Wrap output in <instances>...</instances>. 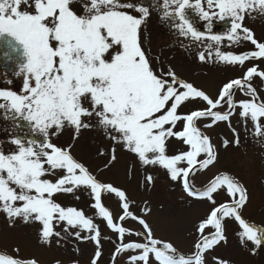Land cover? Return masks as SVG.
<instances>
[{
	"label": "snow or ice",
	"instance_id": "1",
	"mask_svg": "<svg viewBox=\"0 0 264 264\" xmlns=\"http://www.w3.org/2000/svg\"><path fill=\"white\" fill-rule=\"evenodd\" d=\"M154 9L162 12L161 20L180 36L205 45L207 57L204 52L198 54L202 62L212 58L213 49L217 62L233 66L264 59V42L257 41L243 25L246 13L258 10L264 15V0H162V4L158 0H0V44L7 49L3 56L15 65L11 75L22 79L19 90L0 87V119L10 124L4 143L13 146L5 150L0 144V211L10 222L17 218L39 222L44 242L60 235L54 222L66 224L65 231L89 230L90 239L97 244L92 264H98L101 256L99 228L82 210L57 203L54 196L58 193L90 189L93 207L121 241L114 256L138 250L129 256L131 264H152L153 258L158 264H206L205 253L226 242L225 218L239 223L242 243L264 244V228L241 216L248 195L236 178L221 173L202 189L190 183L196 170L207 169L217 159L211 138L197 127V121L208 120L206 128L224 121L231 126L230 117L239 108V116L253 122L256 135H264V100L251 83L255 76L264 79V71L256 65L247 68L242 77L223 83L215 98L180 79L171 68L157 73L140 42V30ZM190 11L206 22L207 31L196 25ZM214 21H230L228 30L213 33ZM225 40L229 47L248 41L255 50L221 51ZM7 84L13 81L8 79ZM237 89L250 98L235 100ZM188 102L205 106L181 112ZM225 105L226 110L221 111ZM91 127L101 129L113 145L135 154L141 164L165 169L172 181L182 183L189 197L215 205L196 227L199 238L192 254L185 256L171 242L156 238L149 224L130 211L125 191L98 181L73 157L71 145L62 148L52 142L65 128L74 131L75 140L81 129ZM170 138L181 141L187 150L169 155ZM234 142L239 144L238 137ZM227 144L225 140L224 146ZM115 150L111 149L112 161ZM146 180L153 182L151 174ZM221 189L231 199L217 205L214 193ZM103 192L119 198L121 223H115L103 206ZM127 218L142 225L143 242H124L131 232L123 226ZM209 227L214 230L206 234ZM75 235L81 238L80 232ZM0 264L37 262L0 253Z\"/></svg>",
	"mask_w": 264,
	"mask_h": 264
},
{
	"label": "rangeland",
	"instance_id": "2",
	"mask_svg": "<svg viewBox=\"0 0 264 264\" xmlns=\"http://www.w3.org/2000/svg\"><path fill=\"white\" fill-rule=\"evenodd\" d=\"M158 3L162 4V0H158ZM161 15L160 10H152L151 16L140 30L142 48L156 71L159 65L161 68L163 66L171 68L178 77L192 83L213 98L228 77L241 75L244 66L217 62L215 51L211 59L202 62L198 59V52L181 48L180 45L184 43L189 45V41L180 36L167 22L162 21ZM192 45L202 44L192 41ZM224 47L221 51H232L237 54L244 52L242 47ZM204 53L207 57L208 51ZM260 61L255 59L248 63L261 66L263 60ZM235 72L236 75H234ZM8 79H11L13 84L8 85ZM259 81V79H252L256 89ZM2 84L8 85L13 90H19L22 88V79L0 69V85ZM258 94L260 99L264 100V91L261 88H258ZM239 98L244 96L236 90L234 99ZM204 106L203 103L188 102L180 108V111L188 112ZM263 119L261 118L262 124H264ZM230 120L231 126L224 121L216 123L211 128L204 126L209 123L208 120L197 121V126L211 138L217 159L207 169L196 170L191 180L199 187L221 173H227L236 178L247 189L248 195L247 203L241 210L242 218L251 224L264 227V135L252 136L256 134L253 122L250 118L246 121L241 118L238 109ZM86 122L95 124V121ZM9 128L10 124L0 119V139L2 140L0 144H3L5 150L13 147L4 143L8 139ZM74 135L72 129L65 128L58 136L52 138V142L62 148H68L71 145L73 157L82 162L98 181L125 191L130 211L149 224L156 238L171 242L182 254L194 252V244L199 238L196 227L215 205L206 199H192L183 193L180 181H172L165 169L158 165L141 164L135 154L122 146L113 145L101 129L96 127L81 129L75 140ZM237 137L239 144L234 142ZM225 140L228 141L226 147ZM260 142L262 148L259 147ZM113 147L116 149L114 161L110 159ZM181 150H187V146H184L181 141L175 138L167 141L169 155ZM149 174L153 177L151 184L146 180ZM45 178L54 179L51 176ZM102 198L113 220L115 221L116 218L120 220L123 210L119 198L108 192H103ZM54 199L57 203H63L65 207L73 206L82 210L85 216L94 221V225L96 224L100 231L101 256L98 264H111V258L121 241L115 231L106 227L104 219L93 207L95 201L90 189L79 187L72 193H58ZM214 199L218 205L230 201L231 197L227 195L226 189H221L218 193H214ZM123 224L130 226L134 232L126 233L124 242H143V227L138 221L127 218ZM223 224L226 242H220L214 249L205 253L206 264H218L219 261H224L226 264H264V244L257 247L250 241L242 243L239 235L242 228L234 218H225ZM66 227L63 222H54V230L60 235L52 236L44 242L41 236L42 225L39 222L30 219L25 223L22 218L10 222L6 214L0 211V253L21 260H35L37 264H92L97 251L96 242L90 239L92 233L79 227L65 231ZM211 231L213 229L209 227L206 229V234ZM76 232H80L81 238L76 237ZM137 232L142 234L137 236ZM135 254H138V250L121 252L115 263L131 264L129 256ZM152 264H158V262L153 258Z\"/></svg>",
	"mask_w": 264,
	"mask_h": 264
},
{
	"label": "flooded vegetation",
	"instance_id": "3",
	"mask_svg": "<svg viewBox=\"0 0 264 264\" xmlns=\"http://www.w3.org/2000/svg\"><path fill=\"white\" fill-rule=\"evenodd\" d=\"M205 7H207L206 4H205ZM189 14L193 17L196 25L199 26L201 28V30L207 31V28L205 27L206 22L199 20L198 17H196L195 13H192L191 11H190ZM254 24H255V26H254ZM229 25H230V21L227 22V23L226 22H223V21H214L213 22V25H212V32L213 33H216V34H222V33L226 32L228 30V26ZM243 25L245 27L251 29V31L254 33L255 39H257V41L264 42V15H261L258 10L256 12H253L251 15H248L246 13L245 14V19L243 20ZM187 40L189 41L190 44L188 45V44H185L184 43V44L180 45L181 48H186L187 50L193 49L194 52H198V53L208 51L204 44H202L200 46H196V45H192L191 38H187ZM228 45H229V42L227 40H225L220 47L222 49L224 46L229 47ZM232 47H235V48L242 47V49L244 50V52L251 51V50H255V46L252 45L251 42L243 41V40H241L239 42V44H233L230 48H232ZM213 51H214V49H213ZM254 60L255 59H253V61ZM260 60H263V65L257 66L258 67V70L259 71H264V59H259L258 62ZM248 62H251V60L246 61L244 63V65H243L244 68L241 71V75L240 74H237L235 72L234 75L237 74V76H230L228 78L235 79L237 77H242L243 74H244V72L247 70V68L253 66L252 64H249ZM253 79H259L260 80L258 82L259 85H258L257 89L253 85V82L251 81L253 87L257 90V93H258V88H261L264 91V79H261L258 76L253 77ZM243 96H244V98H242V99H249L250 98V97L245 96L244 94H243ZM236 100H239V99H236ZM221 110H225V109H221ZM263 121H264V119H263ZM252 136H257V135L256 134H253ZM261 146L262 145H261V142H260L259 143V147H261ZM191 184L193 185L194 188H198V185H194L193 182H191ZM199 187H200V185H199ZM183 193L187 194L185 191ZM192 199H194V200H203V199H195V198H192Z\"/></svg>",
	"mask_w": 264,
	"mask_h": 264
},
{
	"label": "water",
	"instance_id": "4",
	"mask_svg": "<svg viewBox=\"0 0 264 264\" xmlns=\"http://www.w3.org/2000/svg\"><path fill=\"white\" fill-rule=\"evenodd\" d=\"M6 50L7 49L5 48V46L3 44H0V68L7 71V72H12L15 68V65L13 64L12 61L7 60L3 56V52ZM208 184H206L205 186H207ZM115 259H116V255L115 256L113 255L112 260H111L112 264H115Z\"/></svg>",
	"mask_w": 264,
	"mask_h": 264
},
{
	"label": "trees",
	"instance_id": "5",
	"mask_svg": "<svg viewBox=\"0 0 264 264\" xmlns=\"http://www.w3.org/2000/svg\"><path fill=\"white\" fill-rule=\"evenodd\" d=\"M163 68V69H162ZM160 67V65L157 67V71L158 72H161V71H164V72H167L168 71V68L167 67ZM180 79H182V80H185V79H183V78H181V77H179ZM186 81V80H185ZM188 82V81H187ZM0 87H2L1 85H0ZM239 94L241 95V96H243V94L241 93V92H239ZM242 98H239V100H241ZM239 100H237V101H239ZM199 103H201V102H199ZM225 108H226V105H225ZM224 108V109H225ZM1 140V139H0ZM61 206H63V207H65V205L63 204V203H59ZM68 207V206H67ZM88 218V217H87ZM257 226H260V225H257ZM261 227V226H260ZM262 228H264V227H262Z\"/></svg>",
	"mask_w": 264,
	"mask_h": 264
}]
</instances>
